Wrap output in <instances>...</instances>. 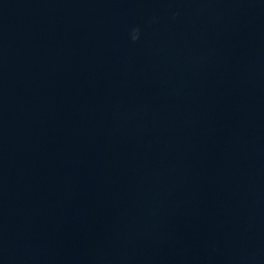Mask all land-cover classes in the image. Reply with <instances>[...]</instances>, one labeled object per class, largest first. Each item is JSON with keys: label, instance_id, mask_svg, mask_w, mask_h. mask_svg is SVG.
<instances>
[{"label": "water", "instance_id": "obj_1", "mask_svg": "<svg viewBox=\"0 0 264 264\" xmlns=\"http://www.w3.org/2000/svg\"><path fill=\"white\" fill-rule=\"evenodd\" d=\"M0 264H264V0H0Z\"/></svg>", "mask_w": 264, "mask_h": 264}]
</instances>
